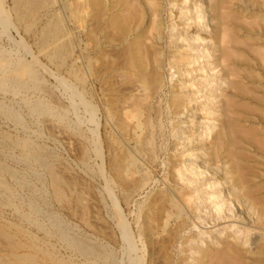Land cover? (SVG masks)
<instances>
[{
    "label": "rangeland",
    "instance_id": "374dc122",
    "mask_svg": "<svg viewBox=\"0 0 264 264\" xmlns=\"http://www.w3.org/2000/svg\"><path fill=\"white\" fill-rule=\"evenodd\" d=\"M74 1L43 0L34 11V0H0V76L5 75L9 79L0 85V181L4 182L0 185V232L3 230L12 236L7 238L0 234V264H30V260L25 258L35 253L30 247L32 244L41 250L37 252L36 259L42 264H197L195 258L200 256L199 250L207 245L218 248L220 244L216 241L226 232L239 237L245 252L254 251L253 240L264 239V140H261L264 139V56L260 55L264 54V0H231L227 7L231 16L235 15L232 22L229 19L231 23L228 21V25L233 32H238L236 36L239 39L238 46L229 43L228 46L234 50L226 62L227 66L241 67L236 91L231 86L232 76L222 79L221 75L215 74L220 67L215 69L216 72L209 70L205 74L200 71L189 74L181 65L171 67L168 53L171 39L185 49L182 39L186 36L196 38L194 41L198 46L191 50L192 55L196 56L205 46L210 49L212 59L217 45L210 34L214 15L207 8L210 7L208 0H190L186 7L183 4L182 10V6L173 8L168 0H163L166 10L164 34L158 48L162 47L165 52L161 69L165 84L158 93L148 97V110L139 115L141 119L145 116L149 119L145 131L133 129V134L125 139L112 111L119 108L123 115L132 107V100H137L145 92L138 87V82H127L122 78L124 66L121 64L126 57L121 53L126 52L125 47L136 35L129 34L126 39L121 37L123 34L110 35L93 15L87 18L88 29H83L70 11ZM209 2L213 7L214 1ZM186 10L189 20L186 15L179 16ZM198 11H202L206 29L200 35L183 34L187 23L196 21ZM171 13L172 18L169 17ZM173 23L180 26L171 27ZM90 31L95 34H90ZM147 35L150 43L155 34ZM204 36H207V41L197 40ZM205 76L210 79L211 86L220 85L226 89L224 93L232 94L228 96L232 101L229 109L235 123L253 133L255 140L260 138L262 141L256 143L254 139L250 140L251 136L238 135L237 141L241 143L238 146L242 147L237 146L241 155L239 160L247 178L243 186L248 191L251 189L255 200L251 207L249 204L243 207L237 200L228 202L226 212L229 218L226 219L219 217L212 208L214 198H211L215 191L222 198L230 196L231 189L237 190L232 187V178L237 173L229 175L232 161L227 158L224 148L216 147L212 135L219 130L220 120L225 117L219 108L220 98L205 96L206 92L196 93L197 102L194 101L181 114L170 109L169 105L173 86L196 82ZM227 78H231L230 82ZM189 89L194 91L191 87ZM133 93L139 97H134ZM206 97H209L210 104L216 105L209 115L200 106ZM121 105L125 106L124 109ZM236 113L238 117L234 115ZM122 118L128 123L131 121V126L138 120L127 119L124 115ZM208 129L212 131L210 135L207 134ZM256 130L260 132L254 133ZM147 134L152 136L147 153H136L138 137ZM113 138L118 139L120 149L129 148L127 150L135 152L141 168L137 174L141 178L138 186L127 189L115 178L111 160L113 154L120 150L112 146ZM241 153L249 156L245 159ZM209 156L214 158L213 161ZM46 164L55 168L59 183L63 180L60 185L64 194L60 198L55 194V180ZM180 167L184 173L194 177L193 182L181 179ZM191 170L196 175L192 176ZM174 189L179 195H175ZM162 191H169L179 208L168 203L166 207L169 210L165 209L159 215L151 235L147 236L144 218L148 203ZM189 194H193L195 200ZM167 213L170 217L165 216ZM183 219L188 223L181 224ZM255 220L257 223H252ZM246 221H250V226L240 223ZM171 234L172 237L175 234V238ZM11 240H14L15 248H11ZM76 241L84 247L94 248V251H81L72 244ZM248 253L244 255L248 256Z\"/></svg>",
    "mask_w": 264,
    "mask_h": 264
},
{
    "label": "bare ground",
    "instance_id": "6f19581e",
    "mask_svg": "<svg viewBox=\"0 0 264 264\" xmlns=\"http://www.w3.org/2000/svg\"><path fill=\"white\" fill-rule=\"evenodd\" d=\"M34 1H35V4H33V2H32V4L35 5V6H32L33 7L32 10L35 11V9L37 8V5H40L43 0H34ZM110 1L111 2H109V0H75L72 3V9L70 10V8H69V10L71 11V14L76 19V20L75 19L74 20L76 22H78L79 24H81L83 26V29L84 28L85 29H88V27H86V24L89 21V20L87 21V18L90 17V15H93V16H95L97 18L98 24H100L101 27L104 29V31L106 30L108 32V34H110V35L111 34H120V35L123 34V36H121L123 39L124 38L126 39L127 36H130L129 34L136 35V37L134 38V40L131 43H129L127 47H125L123 45L125 47V49H126V52L121 53V54H124L123 56L126 57V61L123 62V64L124 63H126V64L123 65V64L120 63L124 67L122 68V70H123V72H122L123 73V76L121 75L122 73L119 74V75H121L122 78L124 80H126L127 82L128 81H132V80L138 82L139 83V86L138 87H140L141 90L145 91L143 93V95L140 96V97H139V95H137V93H136V95H135V93H133L134 94V97L135 96L136 97L138 96L139 98H137V100H136L133 97H130L131 99H134V100H132V101H134L133 104H132V107L130 106V109L131 110L129 109V111L127 110L126 112H123L124 117H126L127 119L137 118L138 120H136V124L135 125H132L131 126L129 124V123H131V121L128 123L125 120H123L124 118H122L123 115L121 114V110L119 108H116L114 111H112L113 117L116 118L117 126H118L119 130L123 133V135H125L124 136V139H125L126 136H129V135L131 136L133 134L131 132V131H133V129L135 131L138 130V129L141 130V132H144L145 131V129L149 125V119L145 115H144L145 118L141 119V117L139 115L141 114V116H142L144 114V112H146V110H148V109H146V107H147L146 104H148V102H147L148 97L153 96L156 93H158V91H160L162 89L163 85L165 84L164 83V79H163V77L161 75V69H162V65H163V62H164L165 52L163 51L162 47L161 48H158V45H159V42L163 39V34H164L163 27H164V23H165L163 21L164 20L163 17H164V13H165L166 10H165V5L163 3V0H110ZM189 1L190 0H168V3L173 8L176 5H180V7L182 6L181 7V10H182L183 4L186 7V5H187V3H189ZM213 1H214V3H212L213 4V7L211 6V3H210L211 1L209 2V0H208L207 3L210 4V7H207L206 6L207 8H209L208 10L210 11V13L212 12L213 15H214L213 21L211 20L213 24H211V26H212V33H210V34H212L211 37L214 40L215 44H217V45L215 46L216 49L213 51L214 52V55H213L212 59H210L211 58L210 49L208 47H205V46L203 48L201 47L202 49L200 50V52H198V54L196 56L192 55L191 50L195 49L198 46L197 43L194 41L196 38H194L195 36L194 37H192V36L191 37H187L186 36V37H183V39H182V41L185 42V45H186L185 49H183L184 46L183 47H180L179 45H177V41L172 40V39H171V42L169 41L170 44H171V45L168 46L169 47V52L168 53L171 56L169 58L173 59L172 61H170L171 59L169 60V64L171 65V67H176V65H181V66H183V68L185 67V69L189 72V74H193V73L198 72V71H200L201 74H205V73H208L209 70H215V69H218L220 67L217 72L215 70V72H216L215 74L221 75L222 79H224L225 77H231L232 76L234 80L231 81V86L235 89L233 91H236L237 90V87H238V82H239L237 78L241 77V76H239L241 74H239V71L238 70L241 67L239 69H237L235 66H232V65H231L232 67H230V65L227 66L228 64L226 63L230 59V56L233 54V50H234V48H231V46H228L229 43L232 44L233 46H238L239 45V39H238V36H236V34L238 32H233V29H230V27H229L230 25H228V23L230 22L229 19L232 22L234 20V18H235V15H232L231 16L230 10H227L228 9L227 7H229L228 4L229 3H232V2H231V0H213ZM29 3H31V2H29ZM230 6H232V5H230ZM197 9H198V7H197ZM32 10L30 8V12ZM187 10L186 11H183V13L180 14L179 16H181V17L183 16L184 17L186 15L185 18L188 19L189 13H188ZM201 12L200 11L197 12V14L195 15L196 16V21L195 22H191V23H187V25H186L187 28L186 29L184 28V30H183L184 33L183 32H181V33H183V34H186L187 33L188 35L194 34V33H198L200 35L201 34V31L203 29H206L205 28V25H204V19H203V16H202V13ZM235 14H237V13H235ZM105 15H106V17H105ZM172 16L173 15L171 13L169 15V17L172 18ZM175 18H177V15H175ZM193 18H195V17H193ZM92 19L94 20V18H92ZM92 19H90V20H92ZM6 20H8V19H6ZM90 23H91V21H90ZM93 23H95V22L93 21ZM97 25H96V27H97ZM178 26H180V25L173 23V25L171 27H175L176 28ZM97 29H99V28H97ZM230 30H232V32ZM53 31L54 30L52 29V32ZM98 31L99 30H97V32ZM109 31H110V33H109ZM51 33H49V34H51ZM60 33H62V30H61ZM63 33H64V31H63ZM90 34H95V33L90 31ZM102 34H105V33L103 32ZM147 34H155L153 38L151 37L152 40H151L150 43H148V41H147L148 40V37H149V35H147ZM146 36H148V37H146ZM90 37H92V36H90ZM142 37L144 39H141ZM91 39L94 40V37H92ZM118 39H119V37H118ZM149 39H150V37H149ZM206 39H207V36H204L201 39L199 37L197 38V40H200V42L201 41H207ZM96 41H95L94 44H96ZM174 44H175V46H173ZM240 45H241V43H240ZM170 46H172L173 48H171ZM251 49H253V48H251ZM257 55H259V53ZM260 55L261 56H264V54H262V53ZM240 57L241 56H237V58H240ZM257 58H258V56H257ZM98 61H99V59H98ZM261 63L263 64L262 61H261ZM115 66H113V67L115 68ZM164 66H165V64H164ZM211 66H212V68H211ZM239 66H240V64H239ZM111 67H112V65H111ZM122 70H120V71H122ZM118 73H120V72H118ZM30 76L32 77L33 74H31ZM227 79H229V78H227ZM230 79L228 80L229 82H230ZM8 80H7V77L5 75L0 76V85L2 86L4 84V82H6V81L8 82ZM229 82H227L226 84H228ZM130 84H133V83H130ZM229 85H230V83L228 84V87H230ZM190 87L192 89H194V91L192 90L193 92H191L190 89H189L190 91L188 90V88H190ZM228 87H225V88H228ZM232 87H230V88H232ZM132 88H134V87H132ZM136 88L137 87L135 86V89ZM171 89H172L173 94L171 95V99H170V104H169L170 105V109L171 108H172V110L174 109V111H176V113H179V114L183 113L184 109L189 108L188 106L189 105H192L194 101L197 102V99L198 98L195 96L196 93H205L206 92L205 96H212V98H214V99L215 98H220V102L219 103H221V106L219 108L221 109L222 116L224 115L225 117H223V119H221V120L219 118L221 127L219 128V130H216L212 135L214 136V139H215V145L217 144L216 147L218 149L224 148L225 151H226V153H227V158L229 157L230 158L229 161H232L231 168L229 169V173H230L229 175H231L233 173V176H234V172L237 173L236 177L232 178L233 179V183H232L233 186L232 187L233 188H236L237 190L236 191H233V189H231L232 191H230V193H231L230 196H232V198L229 195H226L228 197H225L224 196V197L221 198V196L219 195L220 193H218L217 191H215L214 192V195L211 197V198H214L213 199L214 201H213L212 208L217 212V214L219 215V217H221L222 219H226L227 217L229 218V215L227 214L228 211L226 212L227 208H229L228 207L229 206V203L228 202L236 201L237 200L238 202L240 201L239 204H241L243 207L244 206H247L248 204L250 205L249 207H251L254 204V200L255 199H253L254 197L251 195L252 194L251 193V189L249 188L250 190L248 191V189H246V187L243 186L244 184H246V181H245V178L246 177H244V175H243L244 171H243V168H241V165H243V164H240L241 162L239 160V157L241 155L239 154V151L240 150L238 151L237 146H238V143H240V142L237 141V140H239L238 139V137H239L238 135L239 134H244V135L251 136V138L250 137H247V136L246 137L247 138H250V140L251 139L252 140L254 139L253 141H256V143H260L262 141H259L260 138H258L259 140H257V138L255 140V138H254L255 136L253 135V133L249 132V130L243 129L241 126H239L237 123H235V120H234L233 116L230 115V112H232V110L230 111V109H229V106L231 105L232 101L230 100L231 97L229 98L228 96H231L232 94L231 95H228L227 93H224V91L226 89L224 90V87L222 89L220 87V85H218V86L217 85L211 86V81H210L209 78L207 79L206 76H205L204 79L202 77V79H199L196 82H189V83L182 82L179 85L173 86ZM219 89H220V91H219V93H217L216 91H218ZM185 90H187V91H185ZM119 92H121V91H119ZM135 92H137V91H135ZM230 93H231V91H230ZM244 93H245V91H244ZM237 95H238V93H237ZM239 95L241 96L242 94L239 93ZM124 97H126V96H123V98ZM237 97H239V96H237ZM257 97H255V98H257ZM259 98H260V96H259ZM128 100L127 99L126 100L124 99V101H128ZM209 100H210L209 97H206V100L204 102H202L201 105H200L202 111H204V113L207 114V115L211 114L212 113V110H213L212 107L214 108L216 106V105L213 106L212 104H210L211 102H209ZM129 101H131V100H129ZM260 101H263V100L261 99ZM118 102H121V101L118 100ZM39 105L40 104H38V106ZM41 105H43V104L41 103ZM148 105H150V104H148ZM238 105H239V103H238ZM122 107L124 109L125 106H122L121 105V108ZM237 107L239 109V106H237ZM41 108H42V106H41ZM110 108L111 107H109V109ZM241 108H243V107H241ZM150 109H152V108H150ZM245 109H247V108H245ZM234 110H236V107H235ZM241 110H243V109H241ZM43 111H44V109H43ZM171 112H173V111H171ZM110 115H111V112H110ZM173 115H175V114L173 113ZM234 115L237 116V113L234 114ZM238 116H239V114H238ZM108 117H110V116H108ZM148 117L151 118V116H149V115H148ZM150 121H151V119H150ZM238 121H239V118H238ZM131 127H133V128H131ZM151 127L149 129H151ZM243 127H244V125H243ZM251 128H252V126H251ZM147 131H148V129H147ZM207 131L209 132V133L207 132V134H209V135L212 133L211 129L210 130L208 129ZM189 132H191V131H189ZM256 132H257V130L254 133H256ZM258 132H260V131H258ZM135 134H136V132H135ZM150 135H151V133H150ZM252 136H254V137H252ZM132 137H131V139H132ZM135 137H136V135H135ZM150 137H152V136H149L148 134L147 135H142V136H139L138 137L139 139H138L137 150L135 148L136 153L137 152L140 153V154L141 153H144V152L147 153V151H148V149L150 147L149 144L151 143L150 142ZM114 138L112 139V143H113L112 146H114V147H116V149L118 148L120 150V151L117 150L118 152H115L113 154V157H112V160H111V168H112V171L114 173V176L121 183V185H123L127 189L133 188L135 186H138L139 183H140V181H141V178H139L138 177L139 175L137 176V174H139L138 172H139V169H141V168L139 167V163H138V161L136 159L135 152L132 153L131 151L127 150L129 148H127V149L126 148H121L120 149V146L121 145L119 146L118 139L117 138L114 139ZM136 138H134V140ZM261 140H264V139H261ZM153 143H154V141H153ZM151 146H152V144H151ZM239 148L242 149V147H239ZM261 148H263V146ZM133 149H134V147H133ZM243 153H241V154H243ZM140 154H138V156ZM244 154H243V156H244ZM211 155L214 156V158L216 157L215 155H213V153ZM216 155H217V151H216ZM212 156H209V157H211V159L213 161L214 158H212ZM147 157H149V156H147ZM244 157H246V156H244ZM247 157L245 159H247ZM175 160L177 161L176 158H175ZM244 166L246 167L247 165H244ZM180 168L178 169V171H179V174L181 176V179L183 181L186 180V182L187 181H190V183H191V180L193 182L194 181L193 180L194 177L193 178L190 177L191 175L189 176L186 172L184 173V169L182 170V168H181V170H180ZM47 169L50 171V174H51L52 179L55 180V182H54L55 183V187L54 188L56 190L55 194L57 195L58 198H60V197H62V193L64 194V192H62L63 191L62 190L63 188L61 187L62 184L60 185L61 182L63 183V180L61 181V179H60L61 182L59 183L58 176L56 175V172L57 171L55 170V168L53 169L50 165H47ZM174 170H176V169H174ZM247 170H248V168H247ZM186 171H187V169H186ZM175 172H177V170ZM189 174H191V173H189ZM192 174H193L192 176L196 175V173H194V171H192ZM177 175H178V173H177ZM197 175H199V174H197ZM233 176H231V177H233ZM185 177H186V179H185ZM64 184H66V183L64 182ZM186 184H188V183H186ZM0 185H4V182L2 183V181H0ZM239 189H242L245 192L241 193L240 192L241 190H239ZM254 189L255 188H253V190ZM174 193H175V189H174ZM176 193H177V195H179L178 194V190H176ZM176 193H175V195H176ZM190 193H192V192H190ZM182 195L184 196V194H182ZM189 195H190L191 198L194 199L193 194H189ZM182 197H181V199H182ZM188 197L189 196H187L186 199H189ZM80 199L81 198H79V201H81ZM186 199L184 198V200H186ZM259 199H260V197H259ZM259 199H258V201L260 202ZM60 200H63V199H60ZM77 200H78V198H77ZM9 201H10V199H9ZM256 201H255V203H256ZM192 202H193V200H192ZM168 203L173 204V206H175V207H178L177 204H176L177 201L175 202V200L173 199V197L169 193V191L168 192L167 191L160 192L159 195L155 196V198L153 199V201L151 203H148L149 205H148L147 211L145 213V218H144L145 219L144 220V231H145V234L147 236H150L151 235V233H152V227H153V225H155L154 223L159 219V215L162 214L163 212H165L164 211L165 209L166 210L168 209L166 207V205H168ZM191 204L193 205V203H191ZM182 208L183 207H181V209ZM178 210L180 211V209H178ZM31 213H32V211H31ZM177 213H178V211H177ZM163 216H161V217H163ZM165 216L166 217H170V213H167V215L165 214ZM180 216L182 217V214ZM174 217L176 218L177 216H174ZM184 218H185V216H184ZM162 220H164V219H162ZM166 222H167V220H166ZM184 222H187V220H184L183 219V221L181 222V224H185ZM253 222L255 224V223H257V220L252 221V223ZM240 223H242L243 225H249L250 226V221L240 222ZM164 224L166 225L165 220H164ZM121 225H122V227L125 228V226H123L124 225L123 222H121ZM183 227H182V229H183ZM251 227H254V225L252 224ZM232 233L230 234V233L226 232L223 236L221 235L219 237V239H217L216 244H220V246L218 248H214L213 245H207L206 248L200 249L199 250L200 256H197L195 258L196 263L197 264H264V241H263L264 239L263 238L260 241L259 240H256V239L253 240V243L255 244V247H254L255 250L248 253V251L245 252L243 250V246H242V243H240V241H239V237H237L235 234H232ZM0 234L3 235V236H5V237H7V238L12 237V236H9V234L6 233L3 230L0 232ZM123 234L125 235V233H123ZM126 234H128V233H126ZM175 236L176 235L173 234V237H172V234H171V237L172 238H175ZM11 241H12L11 242L12 243V247L11 248H15V245L13 243L14 240H11ZM79 242H81V241H79ZM72 244L76 248L80 249L81 251H83V250L90 251V252L94 251V248L92 249L90 247H84V246H82L83 244L78 243V241L73 242ZM16 246H17V244H16ZM30 247L33 248V250H35V253L33 252V253L29 254V256H27V258H25V259H28V261L30 260L29 261L30 264H42V262L37 261V259H36V256H37L36 254H38L37 252H39L41 250L35 244L30 245ZM16 249H17V247H16ZM245 253H248V256H245L244 255ZM19 258H21V256ZM51 261L52 262H55L57 260H55V261L51 260Z\"/></svg>",
    "mask_w": 264,
    "mask_h": 264
}]
</instances>
